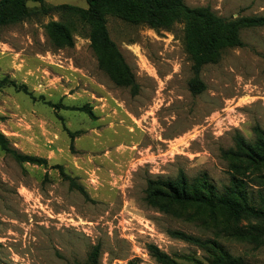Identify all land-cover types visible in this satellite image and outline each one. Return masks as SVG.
I'll use <instances>...</instances> for the list:
<instances>
[{"label": "rangeland", "instance_id": "1", "mask_svg": "<svg viewBox=\"0 0 264 264\" xmlns=\"http://www.w3.org/2000/svg\"><path fill=\"white\" fill-rule=\"evenodd\" d=\"M45 2L87 8L86 0ZM186 4L228 19L264 16V0ZM60 19L50 13L0 27V134L10 150L47 160L19 163L0 143V264H85L95 246L101 264H159L150 245L179 264H212L203 248L168 233L216 239L211 225L148 205V183L183 173L205 174L220 190L229 184L222 151L237 135L250 143L264 135V28L242 30L245 46L206 65V91L195 95L183 24L154 30L108 17L140 86L133 95L100 69L87 29L74 31L73 48L51 45L46 26ZM85 106L93 117L79 110ZM219 242L249 264H264V247Z\"/></svg>", "mask_w": 264, "mask_h": 264}, {"label": "trees", "instance_id": "2", "mask_svg": "<svg viewBox=\"0 0 264 264\" xmlns=\"http://www.w3.org/2000/svg\"><path fill=\"white\" fill-rule=\"evenodd\" d=\"M40 4L32 11L28 3ZM87 8L72 5L48 6L45 0H0V27L20 24L32 16L59 14V21H51L46 32L56 49L73 48L74 31L80 26L88 30L92 50L102 69L119 87L130 89L133 95L140 90L131 67L112 40L108 17H116L128 24L144 25L154 30H171L176 24L184 25V43L193 63L194 77L190 90L199 95L206 91L201 78L203 68L215 64L227 49L245 46L241 31L264 28V16L224 18L208 7L190 8L186 0H86ZM13 85L16 86L15 83ZM26 93L25 86L18 87ZM52 105V104H50ZM57 108L59 106L52 105ZM80 111L93 117L91 108ZM73 137V135H72ZM0 143L19 163L47 165V160L19 154L8 148L6 138L0 134ZM228 164L230 182L218 189L207 175L188 178L181 173L174 180H150L146 201L160 212L201 221L211 225L216 239H202L181 231H169L172 238L203 248L212 264H249L241 257L231 255L219 242L232 237L247 242L256 249L264 247V135L254 143L243 136L235 137V146L222 151ZM72 189L90 200L86 190L71 181ZM254 188H257L253 190ZM193 210V212L189 211ZM150 255L159 264H179L157 246H149ZM101 248L95 246L85 264H101ZM198 263H201L198 261Z\"/></svg>", "mask_w": 264, "mask_h": 264}]
</instances>
